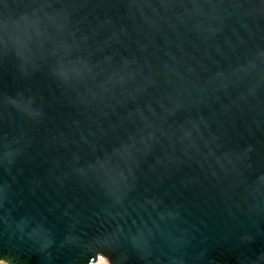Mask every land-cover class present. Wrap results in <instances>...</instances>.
Returning a JSON list of instances; mask_svg holds the SVG:
<instances>
[{
	"label": "water",
	"instance_id": "obj_1",
	"mask_svg": "<svg viewBox=\"0 0 264 264\" xmlns=\"http://www.w3.org/2000/svg\"><path fill=\"white\" fill-rule=\"evenodd\" d=\"M100 251L264 264V0H0V258Z\"/></svg>",
	"mask_w": 264,
	"mask_h": 264
},
{
	"label": "rangeland",
	"instance_id": "obj_2",
	"mask_svg": "<svg viewBox=\"0 0 264 264\" xmlns=\"http://www.w3.org/2000/svg\"><path fill=\"white\" fill-rule=\"evenodd\" d=\"M0 264H22L20 262H15L11 256L4 254L0 258ZM89 264H115L110 254L104 251H100L97 254L96 259L93 262H90Z\"/></svg>",
	"mask_w": 264,
	"mask_h": 264
},
{
	"label": "trees",
	"instance_id": "obj_3",
	"mask_svg": "<svg viewBox=\"0 0 264 264\" xmlns=\"http://www.w3.org/2000/svg\"><path fill=\"white\" fill-rule=\"evenodd\" d=\"M95 256L90 257L84 264H89L91 261H94Z\"/></svg>",
	"mask_w": 264,
	"mask_h": 264
}]
</instances>
